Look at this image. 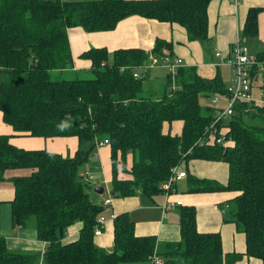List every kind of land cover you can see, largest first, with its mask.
Listing matches in <instances>:
<instances>
[{"label":"trees","instance_id":"obj_1","mask_svg":"<svg viewBox=\"0 0 264 264\" xmlns=\"http://www.w3.org/2000/svg\"><path fill=\"white\" fill-rule=\"evenodd\" d=\"M212 0H0V112L16 133L53 139L76 137L74 157L45 150L27 151L0 136V182L7 171H23L10 182L12 226L33 219L36 237L46 245L42 264H144L156 247L152 236L135 235L127 213L113 220L110 252L94 244V226L103 208L90 199L89 184L79 176L96 144L110 146L112 198L147 197L161 193L171 168L182 161H220L228 165L226 185L193 179L189 192H240L232 221L245 236L246 255L264 264V105L254 112L237 104L228 122L230 146H198L214 109L202 106L223 94L216 76L201 79L194 68L168 73L160 95L146 93L142 78L149 55L138 49L91 48L80 55L91 62V77L64 80L59 74L72 65L67 30L111 31L131 16L176 23L189 41H207V8ZM260 9L250 8L241 32L257 35ZM169 44L157 40L151 52L162 58ZM253 84L264 82V50L254 55ZM263 69V71L261 70ZM262 78V81H261ZM264 86V84H263ZM248 111V112H247ZM258 118V120H256ZM182 122L180 136L164 135V122ZM191 149V152L188 151ZM130 157V166H128ZM128 174L123 179L119 173ZM82 225L73 242L63 244L72 225ZM180 242L158 253L164 264H234L223 256L219 234L196 229L192 207L179 210ZM40 256L9 252L0 237V264H37Z\"/></svg>","mask_w":264,"mask_h":264},{"label":"crops","instance_id":"obj_2","mask_svg":"<svg viewBox=\"0 0 264 264\" xmlns=\"http://www.w3.org/2000/svg\"><path fill=\"white\" fill-rule=\"evenodd\" d=\"M250 8L260 9L257 35L252 38H243L241 41L248 47L252 55L258 54L264 50V0H212L207 8L208 33L207 41L204 43L189 41L185 29L179 24L159 22L140 16H131L120 21L111 31L85 32L80 27L68 29V43L72 56V65L68 69V73L76 75L89 71L91 62L81 59L80 55L91 48H104L109 54L118 50H142L149 55L146 65L149 66L155 43L157 40H161L169 44L170 48L169 50L163 49V55L179 58L182 61V68H194L201 79L210 80L217 76L226 88L232 79L231 68L227 64L220 65L219 62L229 58L231 46L238 38H242L241 32ZM216 53L220 56L216 57ZM151 67L147 69L149 77L145 78L148 80V88L144 89L147 93L152 92L154 88L160 89L161 94L168 70L162 66ZM156 68H161L165 72L162 75V83L154 73ZM263 84L264 82H261V85L255 89L253 84L252 89L256 92L254 98H258L260 91H264ZM182 125L180 121L164 122L162 133L180 136ZM0 136H7L9 142L17 148L27 151L45 150L63 158L74 157L78 148L76 137L43 139L16 133L10 126L2 122L1 112ZM230 145L231 142L227 144V146ZM127 162L128 169L130 157ZM183 167L187 177L176 182L175 194L170 198L171 201H180L181 206L162 211V207L166 203V198L162 193L152 197L136 194L133 197L112 199L111 207L105 210L106 215L113 213L117 216L127 213L134 223L135 235L155 237L158 253H164L167 250L165 248L167 244L174 245L180 242V208L192 207L196 214L198 233L219 234L223 256L227 262L234 260V264H262L260 260L246 255L245 236L232 221L233 202L240 192H189L193 179L226 185L228 165L220 161L194 159L185 161ZM21 174H25V172L7 171L4 174V181L0 182V237L4 239L9 252L38 255L40 259L37 264H42L41 256L46 245L36 237L34 222L29 220L22 227H14L11 223L10 202L14 198V188L10 179ZM79 176L83 182L89 184L88 193L91 201L97 205L102 204L104 197L110 192L112 179L110 146L96 147L89 162L80 167ZM118 176L123 179L130 177L122 172ZM96 187L103 189L101 195L94 192ZM81 227L80 223L69 227L62 243L67 244L76 240ZM94 244L105 251L112 250L113 221L106 223L101 236L94 237Z\"/></svg>","mask_w":264,"mask_h":264},{"label":"built area","instance_id":"obj_3","mask_svg":"<svg viewBox=\"0 0 264 264\" xmlns=\"http://www.w3.org/2000/svg\"><path fill=\"white\" fill-rule=\"evenodd\" d=\"M219 57V54H215ZM182 61L179 58H174L168 55H163L160 60L153 56L150 57V65L144 66L143 70L152 68L151 66H162L168 70V73L172 76L177 74L178 68L181 67ZM220 65L227 64L231 68L232 79L228 87L225 88L223 94H216L212 96L211 100L213 104L218 105L214 108V115L210 125L205 129L203 137L200 138L195 144L200 146H221L226 147L231 141L226 139V134L229 131L228 122L234 114V109L237 104H246V109L253 111L255 105H264V91H260V96L254 98L252 95L253 81L250 76V71L254 66H257L254 55L249 52V49L244 45L240 38H238L230 48V56L228 59H223L219 62ZM263 71V69L261 68ZM134 78L138 79L140 74L134 73ZM103 145H110L109 142L104 139L102 142L96 144V147ZM191 152V149L188 153ZM182 161L175 167L171 168L170 176L168 179L160 185L161 193L166 198V203L162 207V211L170 210L175 207L181 206L180 201H171L170 198L175 194V184L181 179L187 177L186 170L183 167ZM182 165V167H181ZM112 196L109 192L104 199L101 206L103 211L98 215L96 224L94 226V237L102 235L105 225L109 221L115 219L113 213L106 215L105 210L112 205ZM144 264H164V260L159 256L157 248L155 247L153 253L148 257L147 263Z\"/></svg>","mask_w":264,"mask_h":264},{"label":"rangeland","instance_id":"obj_4","mask_svg":"<svg viewBox=\"0 0 264 264\" xmlns=\"http://www.w3.org/2000/svg\"><path fill=\"white\" fill-rule=\"evenodd\" d=\"M140 73H141V75H142V80H143V86H144V88H148V80L147 79H145V78H147V77H149V73L147 72V73H143V71H140ZM154 73H155V75L157 76V77H159L160 79H159V81H160V83H162V75L165 73L164 72V70H162L161 68H156V70L154 71ZM158 74V75H157ZM59 76H60V78H62V79H64V80H76V79H87V78H90L91 77V75H90V73H82V74H72V73H68V72H63L62 74H59ZM151 77V76H150ZM261 85V82H257V83H255L254 84V89H255V87H258V86H260ZM226 87H228V86H226ZM262 87V86H261ZM263 89H264V87H263ZM145 90V89H144ZM160 89H156V88H154V89H152V92H149V93H152V94H155V95H160ZM252 91H253V93H252V95H253V97H256V92H255V90H253L252 89ZM147 93V92H146ZM200 103H201V105L202 106H205V105H210L212 108L214 107V108H217L218 107V105H215V104H213V102H212V100H209V101H207L206 99H203V98H201V100H200ZM248 112V111H247ZM249 112H254V110L253 111H249ZM256 120H258V118L256 119ZM107 197V194H106V196L104 197V199ZM104 199H103V201H104ZM114 199V198H113ZM32 221H33V219H31ZM30 220V221H31Z\"/></svg>","mask_w":264,"mask_h":264},{"label":"water","instance_id":"obj_5","mask_svg":"<svg viewBox=\"0 0 264 264\" xmlns=\"http://www.w3.org/2000/svg\"><path fill=\"white\" fill-rule=\"evenodd\" d=\"M94 192L97 193L98 195H101L103 192V189L101 187H96L94 188Z\"/></svg>","mask_w":264,"mask_h":264}]
</instances>
